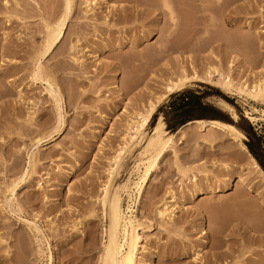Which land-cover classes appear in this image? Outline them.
Returning <instances> with one entry per match:
<instances>
[{
    "label": "rangeland",
    "instance_id": "374dc122",
    "mask_svg": "<svg viewBox=\"0 0 264 264\" xmlns=\"http://www.w3.org/2000/svg\"><path fill=\"white\" fill-rule=\"evenodd\" d=\"M82 1L74 0L63 38L41 57L43 21L63 0H0V264H98L105 225L98 200L120 134L133 111L164 92L167 67H183L189 77L195 71L203 81L193 78L168 95L145 126L150 135L158 114L166 121L175 109L182 124L191 122L134 206L143 223V264H264V99L223 87L217 73L206 75L212 66L235 84L264 78V0H172L178 26L147 0L138 12L136 0H95L88 8ZM167 38L173 50L159 52ZM37 57L58 104L45 81L31 79ZM197 119L230 122L243 136L203 130ZM139 149L125 158L117 183L137 176ZM27 169L10 205L4 184ZM171 195L177 210L165 223L157 209Z\"/></svg>",
    "mask_w": 264,
    "mask_h": 264
},
{
    "label": "bare ground",
    "instance_id": "6f19581e",
    "mask_svg": "<svg viewBox=\"0 0 264 264\" xmlns=\"http://www.w3.org/2000/svg\"><path fill=\"white\" fill-rule=\"evenodd\" d=\"M148 4L152 6L158 3V7L162 9L168 15V18L172 25L178 26L176 14L174 12V7L172 0H147ZM235 1V0H233ZM95 0H83L82 3L86 8L90 6L91 3L94 4ZM140 0H136V6L133 11H137V7L140 6ZM7 3V1H5ZM74 0H63L62 8L56 13H53L51 20H44V36L41 43L40 56L47 55L53 47L56 46L58 42L63 38L65 33V28L68 19L71 16L73 10ZM154 6V5H153ZM90 9V8H89ZM85 11H88L85 9ZM153 10H148L152 13ZM198 23H194L193 27L197 28ZM235 25V24H234ZM247 27L249 24L246 25ZM187 31V26L181 29ZM167 31V29H165ZM167 35H172L174 31H167ZM187 40L183 42L184 50L187 49ZM131 44H136L134 41ZM74 46L71 45L70 48ZM174 46L171 44V39H166L162 42L159 47V52H165L173 50ZM40 57V58H41ZM35 61L36 67L31 74V79L33 82L45 81L48 86V92L51 94L56 102L59 103L58 97L55 95V91L52 87V83L49 80V76L45 75L44 68L39 60V57ZM168 68V67H167ZM165 68L163 73L167 76V83L164 87V92L153 96L148 99L145 104H143L136 111H133L127 118L125 122L124 129L122 130L120 137L122 139L121 145L115 150L113 156V166L109 167L108 179L102 191V195L98 202L100 205V214L105 220L104 225V241L100 252L98 254V264H143V259L139 255V250H144L146 247L140 242L141 236L138 229L143 227V223L137 218L134 206L138 204L143 188L151 178L153 172L158 166L160 160L162 159L164 153L168 148L172 146V143L177 135H182L183 129L186 125L191 122H186L181 124L173 131H168L166 126V121L162 113L158 114L157 121L152 128V133L146 135L145 126L151 119L152 115L157 111L160 103L171 93L183 90L185 87L192 84V79H198L203 81L200 76L196 75L195 71L192 76H188L185 73V68H180L178 71L179 75L177 79H172V76L176 73L171 71L170 68ZM212 73H217L219 77L222 76L219 81L223 87L235 88L238 93L245 94L252 98H262L264 99V78L258 77L254 79V82L247 83L246 80H242L239 83H234L229 75H223L217 67H207L206 75L207 78ZM209 75V76H208ZM137 79L133 78L132 83L136 82ZM231 117L237 120V115L231 110ZM248 119H252L249 113L245 115ZM201 129H216L224 131L231 139H238L243 136L242 133L230 122H226L218 119H197L193 120ZM64 121L61 119L59 114L58 118V129L63 128ZM210 135L202 137V140L208 142ZM41 141V137H36L33 139L32 146L37 150L38 144ZM139 147V151L134 157L132 170H134L137 175L135 178L127 177L125 182H116L115 179L119 176L123 169L125 158L132 154L134 148ZM33 149V150H34ZM244 149V148H243ZM35 151L32 152L30 156L29 166L30 168L34 165V155ZM174 157L176 158V151H174ZM227 171H233L228 165L225 166ZM253 167L257 169V164L253 162ZM179 172L184 175L185 171L177 168ZM29 169L25 170L22 174L16 178L10 179L4 184L3 192L5 193V200L10 202V205L16 199V187L19 181H24L29 175ZM264 180V175H262ZM243 181V178H242ZM135 193L133 195V191ZM125 194L128 198V203L125 207L122 205V194ZM9 196V198H8ZM170 203L163 202L161 207L157 209V214L160 218L165 220V223H171L176 214L178 200H176L172 195L170 196ZM169 203V205H168ZM133 204V206H132ZM94 208L90 209V217L94 216ZM90 219V218H89ZM91 223V220H87ZM82 222H77L81 225ZM36 233L40 232L36 226L32 228ZM49 254V258L51 259Z\"/></svg>",
    "mask_w": 264,
    "mask_h": 264
},
{
    "label": "trees",
    "instance_id": "16d2710c",
    "mask_svg": "<svg viewBox=\"0 0 264 264\" xmlns=\"http://www.w3.org/2000/svg\"><path fill=\"white\" fill-rule=\"evenodd\" d=\"M178 113H179V109H175V110L170 111L169 115H167L166 117V121L169 127L174 130L183 123L182 121L179 120Z\"/></svg>",
    "mask_w": 264,
    "mask_h": 264
}]
</instances>
